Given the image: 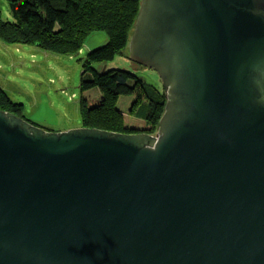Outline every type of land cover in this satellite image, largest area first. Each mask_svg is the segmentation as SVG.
<instances>
[{"label":"water","instance_id":"obj_1","mask_svg":"<svg viewBox=\"0 0 264 264\" xmlns=\"http://www.w3.org/2000/svg\"><path fill=\"white\" fill-rule=\"evenodd\" d=\"M155 135L0 110V264H264V0H140Z\"/></svg>","mask_w":264,"mask_h":264},{"label":"trees","instance_id":"obj_2","mask_svg":"<svg viewBox=\"0 0 264 264\" xmlns=\"http://www.w3.org/2000/svg\"><path fill=\"white\" fill-rule=\"evenodd\" d=\"M12 17L3 19L0 13V41L8 44H30L44 51L76 56L83 47L86 56L82 64L80 87L96 86L103 98L89 106L79 101L80 127L120 133H138L142 129L126 125L122 111L116 107L115 95L133 96L131 112L145 122V132L153 134L164 111L165 92L140 75L127 69H106L118 58L126 57L140 0H6ZM94 34L104 42L90 48L87 40ZM102 71H98V68ZM0 110L19 117L21 106L9 100L0 88Z\"/></svg>","mask_w":264,"mask_h":264},{"label":"rangeland","instance_id":"obj_3","mask_svg":"<svg viewBox=\"0 0 264 264\" xmlns=\"http://www.w3.org/2000/svg\"><path fill=\"white\" fill-rule=\"evenodd\" d=\"M0 13L3 19L12 20L6 0H0ZM86 54L84 47L79 54L69 57L30 44L0 41V88L10 101L20 104L21 117L36 126L53 132L80 127L79 101L85 99L90 106L103 98L102 91L96 86L80 87ZM124 56L114 64H107L106 69H127L139 74L142 80L161 87L155 71L129 59L128 47ZM115 96L116 107L122 111L125 124L145 132V122L131 114L135 108L133 96ZM156 133L157 129L152 135Z\"/></svg>","mask_w":264,"mask_h":264},{"label":"crops","instance_id":"obj_4","mask_svg":"<svg viewBox=\"0 0 264 264\" xmlns=\"http://www.w3.org/2000/svg\"><path fill=\"white\" fill-rule=\"evenodd\" d=\"M105 37L101 34L92 35L86 42V45L90 48L97 47L104 42Z\"/></svg>","mask_w":264,"mask_h":264}]
</instances>
